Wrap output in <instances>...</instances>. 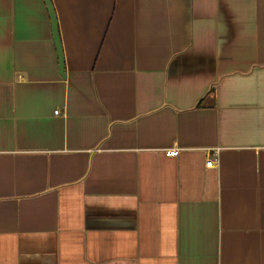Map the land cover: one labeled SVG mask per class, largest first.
<instances>
[{
	"label": "crops",
	"instance_id": "0c3cea01",
	"mask_svg": "<svg viewBox=\"0 0 264 264\" xmlns=\"http://www.w3.org/2000/svg\"><path fill=\"white\" fill-rule=\"evenodd\" d=\"M52 3L63 70L0 0V264H264V0Z\"/></svg>",
	"mask_w": 264,
	"mask_h": 264
},
{
	"label": "water",
	"instance_id": "95a60500",
	"mask_svg": "<svg viewBox=\"0 0 264 264\" xmlns=\"http://www.w3.org/2000/svg\"><path fill=\"white\" fill-rule=\"evenodd\" d=\"M45 2L48 8V11L50 13V16H51L53 36H54V40H55L56 47H57L58 54H59L60 67H61V70H63L64 69V54H63L62 43H61L60 34L58 30V20H57L56 12H55L52 0H45Z\"/></svg>",
	"mask_w": 264,
	"mask_h": 264
},
{
	"label": "built area",
	"instance_id": "2783aa9c",
	"mask_svg": "<svg viewBox=\"0 0 264 264\" xmlns=\"http://www.w3.org/2000/svg\"><path fill=\"white\" fill-rule=\"evenodd\" d=\"M58 112H59V111H56V113H58ZM214 151H215V153H218L219 148L214 149ZM178 152H179V150H178L177 148H172V149H169V150L167 151V153L170 154V155H176ZM207 164H208V166H210V167H214V166L216 165V163H215V161H214L213 159H209V160L207 161Z\"/></svg>",
	"mask_w": 264,
	"mask_h": 264
}]
</instances>
